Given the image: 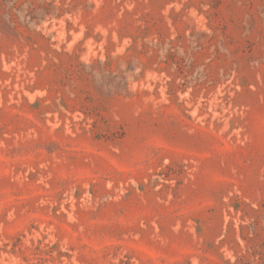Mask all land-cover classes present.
I'll return each instance as SVG.
<instances>
[{
    "label": "rangeland",
    "instance_id": "1",
    "mask_svg": "<svg viewBox=\"0 0 264 264\" xmlns=\"http://www.w3.org/2000/svg\"><path fill=\"white\" fill-rule=\"evenodd\" d=\"M0 264H264V0H0Z\"/></svg>",
    "mask_w": 264,
    "mask_h": 264
}]
</instances>
